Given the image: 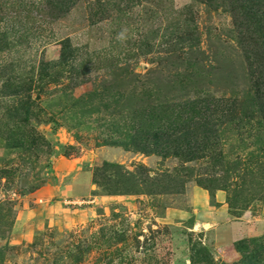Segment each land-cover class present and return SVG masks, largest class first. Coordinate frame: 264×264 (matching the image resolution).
I'll return each instance as SVG.
<instances>
[{"label":"rangeland","instance_id":"1","mask_svg":"<svg viewBox=\"0 0 264 264\" xmlns=\"http://www.w3.org/2000/svg\"><path fill=\"white\" fill-rule=\"evenodd\" d=\"M0 264H264V0H0Z\"/></svg>","mask_w":264,"mask_h":264},{"label":"trees","instance_id":"2","mask_svg":"<svg viewBox=\"0 0 264 264\" xmlns=\"http://www.w3.org/2000/svg\"><path fill=\"white\" fill-rule=\"evenodd\" d=\"M194 105H196V102H193L191 114H189L190 116L185 119L183 114L178 113V115L174 116L173 112L169 111V108L173 106L171 101L161 102V100H154L148 102L146 103V105H143V109L136 115V117L139 115L141 117V120H143L140 126H137V124L134 123L135 116L133 114L132 118L130 119V121H132L131 126H129L128 128L127 115L124 118L125 125L122 129V132H116L115 130L111 129L110 132L106 134V137L102 141V144L120 145L125 148H134L141 153H149L147 149L148 147H152L153 145L158 147L160 143H165L164 150H166V152H161L162 155L169 154L167 150L170 147H174V149H176L178 152H183V145H178L176 143L184 140L185 146L188 145V142H186V140L184 139V137L187 136L188 133H182L180 129L174 127L173 125L176 126V123L182 120H184L187 125L190 126L201 125V122H203L204 120L203 118L205 114L204 112H197ZM162 120H167L168 122H170L169 125H163ZM170 125L171 129L169 127ZM191 134L193 136L197 135V133ZM177 135L179 136V138L176 137ZM139 136L141 137V139H138ZM137 139L138 142L141 141V146H138Z\"/></svg>","mask_w":264,"mask_h":264},{"label":"crops","instance_id":"3","mask_svg":"<svg viewBox=\"0 0 264 264\" xmlns=\"http://www.w3.org/2000/svg\"><path fill=\"white\" fill-rule=\"evenodd\" d=\"M200 194V196H199V198H200V202H204V200H203V198H206L205 197V193L204 192H202V193H199ZM216 195V201L218 202V203H222L223 202V195L222 194H220V193H218V194H215ZM193 201L196 203V201H197V199H196V197L194 196L193 197Z\"/></svg>","mask_w":264,"mask_h":264}]
</instances>
